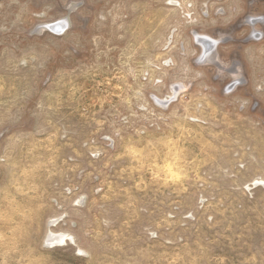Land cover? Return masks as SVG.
Segmentation results:
<instances>
[{
  "label": "rangeland",
  "instance_id": "374dc122",
  "mask_svg": "<svg viewBox=\"0 0 264 264\" xmlns=\"http://www.w3.org/2000/svg\"><path fill=\"white\" fill-rule=\"evenodd\" d=\"M0 264H264V0H0Z\"/></svg>",
  "mask_w": 264,
  "mask_h": 264
}]
</instances>
